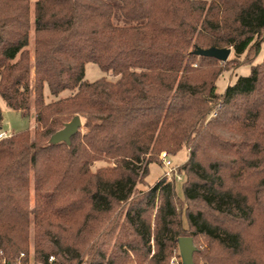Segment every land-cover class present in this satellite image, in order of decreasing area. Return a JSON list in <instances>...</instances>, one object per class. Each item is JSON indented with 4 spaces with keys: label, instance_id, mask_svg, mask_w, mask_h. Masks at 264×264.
Here are the masks:
<instances>
[{
    "label": "trees",
    "instance_id": "1",
    "mask_svg": "<svg viewBox=\"0 0 264 264\" xmlns=\"http://www.w3.org/2000/svg\"><path fill=\"white\" fill-rule=\"evenodd\" d=\"M263 41L264 0H0V98L33 118L0 139V264L31 232L40 264H170L181 236L194 264H264ZM208 47L234 59L194 54ZM182 148V196L163 175L137 189Z\"/></svg>",
    "mask_w": 264,
    "mask_h": 264
},
{
    "label": "rangeland",
    "instance_id": "2",
    "mask_svg": "<svg viewBox=\"0 0 264 264\" xmlns=\"http://www.w3.org/2000/svg\"><path fill=\"white\" fill-rule=\"evenodd\" d=\"M31 1V9L33 5L34 0ZM29 49L32 51V37H31V42L29 44ZM252 53H250L248 56L241 55L240 57L236 58V61L228 63L227 65H224L223 67L225 70L221 73L219 76L218 80L216 81L217 85V91L218 92H223L224 88L226 87L227 84L232 83L235 81V79L239 75H246L249 73V66L244 65L245 60L251 58ZM264 57V41L261 44L260 51L256 58L254 59L253 63L260 62ZM228 59H234V54L231 49V53L228 57ZM104 73L101 72L99 67L92 62H89L85 65V78L89 81H93L97 78H99L101 75ZM0 108L2 110V120L0 121V132L1 133H6V134H11L14 132H17L19 130L23 129H29L30 131L33 130V118L30 117H22L20 113L14 109H11L10 107L7 106L4 100L0 98ZM187 157V150L186 148H182L176 155L171 156L170 159L180 165L182 164ZM103 164L102 162L96 163V165H101ZM163 174V168L161 166V162L158 156V161L153 162L149 164V172L143 181L142 184H139L137 186V189L140 190H147L151 185H153ZM175 190L177 195L182 196V183L181 182H176L175 183ZM34 205L33 201V189L31 188L30 190V207L32 208ZM185 205L180 201L179 203V210L183 213ZM186 223H184V227H186ZM31 235L30 234V243L28 246L27 254L24 256L19 255L14 261L19 262L20 264H40L39 262H36L34 260V255H33V245H32V240H31ZM177 244V243H176ZM151 247V253H153L154 245L153 242L151 241L150 243ZM174 260L176 263H180V254H179V249H178V244L176 245L175 251L173 252L171 258H170V264L171 261ZM84 264V263H82ZM136 264V263H133Z\"/></svg>",
    "mask_w": 264,
    "mask_h": 264
},
{
    "label": "water",
    "instance_id": "3",
    "mask_svg": "<svg viewBox=\"0 0 264 264\" xmlns=\"http://www.w3.org/2000/svg\"><path fill=\"white\" fill-rule=\"evenodd\" d=\"M231 53L229 47H208V48H196L194 54L198 56L213 57L220 62H224L228 59ZM81 128V119L79 115H75L72 119L66 122L63 127L53 133L50 137V142L56 143L64 141L69 143L70 137L74 135ZM177 244L182 264H194L193 254L197 248L193 243L191 236H181L177 238Z\"/></svg>",
    "mask_w": 264,
    "mask_h": 264
},
{
    "label": "built area",
    "instance_id": "4",
    "mask_svg": "<svg viewBox=\"0 0 264 264\" xmlns=\"http://www.w3.org/2000/svg\"><path fill=\"white\" fill-rule=\"evenodd\" d=\"M9 134L1 133L0 132V139L3 137H6ZM159 159L161 162V166L163 168V176L169 180H174L176 182H181L184 179V174L180 173L178 171V164L174 163L170 159V155L166 151H162L159 153ZM21 256H23V253H21ZM53 257H50L49 260H52ZM13 264H20L19 262H15ZM171 264H182L176 263L174 260L171 261Z\"/></svg>",
    "mask_w": 264,
    "mask_h": 264
}]
</instances>
